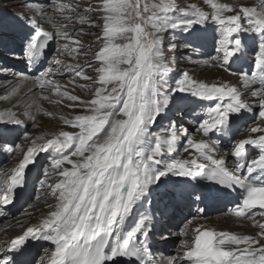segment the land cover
<instances>
[{"label": "snow or ice", "instance_id": "1", "mask_svg": "<svg viewBox=\"0 0 264 264\" xmlns=\"http://www.w3.org/2000/svg\"><path fill=\"white\" fill-rule=\"evenodd\" d=\"M206 3L210 5L211 13L194 5L191 11L181 9L182 15L191 19L177 21L171 27H191L209 18L214 21L219 26V39L217 55L211 60L229 71L227 65L242 47L241 40L234 35L242 31L264 34V0H261L260 11L243 6L238 10L233 5L216 0H206ZM55 7L61 13H71L58 19L77 20L82 27L78 32L71 33L54 27L45 29L36 23L37 19L50 21L51 18L47 17L43 7L34 9L31 17L26 14L21 16H27L30 26L36 27L34 34L25 41L23 58L29 63L31 71V60L42 57L48 41L55 38L56 53L70 56L73 62L66 64L54 55L49 67L32 77L31 83L41 92L55 93L57 97L73 102L69 107L80 106L86 112L74 117L61 115L63 124L73 131L56 132L54 138L39 146L37 141H42L43 137L28 134L22 137L31 146L27 147L26 154L14 168L12 183L0 187V213L15 199L14 189L24 186L28 166L36 163L38 154L54 149L50 166L44 168L48 179L39 181L40 186L45 188L44 203L48 205L49 212L35 225L25 228L21 224L22 234L0 245V264H16L11 253L19 252L29 239H43L54 245L51 264H120L121 259L139 261L141 256H147L149 264H264V185L247 184L246 177L239 174L240 169L245 167L243 157L249 145L258 149L260 154L247 163V173L264 170V43H261L254 58L253 71L250 75L243 74L242 81L246 87L257 82L262 86L259 92L251 93L258 97L255 104L259 108L261 124L251 127L247 138L235 143L231 152L237 161L234 168L230 169L223 158H214L210 154L216 151L215 144L209 145L204 139L194 141L185 130L188 137L185 151L195 149L199 155L190 160L175 159L167 163L163 171L153 174L151 165L160 163L159 158L163 154L176 151L177 139L173 123L167 137L154 134V146L147 157L135 150L145 126L154 123L169 103V97L157 84V78L170 69L168 65L171 63L159 50L161 33L166 30L163 16L153 13L145 17L143 14L150 9L147 5L142 8L140 0H99V3L84 9L65 4ZM153 8L168 13L175 10V4H157ZM146 25H150L151 31L146 29ZM91 35L96 36L99 50L94 56L99 66L82 65L78 59L81 53L86 55L92 51L91 47L86 48L80 43L83 37ZM41 37L43 42L38 39ZM68 40H72V44L60 43ZM120 65L127 67L122 69ZM85 67H94V74L86 73ZM64 72L71 74L72 81L82 78L96 83L95 98L82 100L72 94L66 85H61L54 77ZM0 75H6V70L0 68ZM26 76L27 73H17L3 81L6 88H13L15 77ZM110 84L112 87L109 90L107 86ZM75 86L81 89L89 87L86 84ZM175 90L202 100L216 101L214 106L207 108L209 118L199 123L196 129L204 137L223 126L231 114L253 108L235 86L224 82L197 81L188 72L182 74ZM26 119L34 118L22 110L9 111V118L0 120V123L23 124ZM251 134L259 135L254 138ZM15 147L5 145L2 150L12 153ZM198 160L210 164L198 163ZM65 164H70L71 169ZM169 173L188 178L207 177L228 187L239 185L246 188L242 203L229 209V213L238 219L251 221L255 233L217 232L202 225L190 231L189 220L178 232L182 237L180 247L185 250L169 257L166 262L152 259L147 249L151 231L149 217L142 216L123 237L121 229L140 194Z\"/></svg>", "mask_w": 264, "mask_h": 264}, {"label": "bare ground", "instance_id": "2", "mask_svg": "<svg viewBox=\"0 0 264 264\" xmlns=\"http://www.w3.org/2000/svg\"><path fill=\"white\" fill-rule=\"evenodd\" d=\"M53 2L60 3L61 1L59 0H40L38 3L34 4L33 6L34 9L43 7L44 11L47 14V17L51 18L50 21L48 19L40 20L38 18L36 23L38 25H43V27L48 30H51L53 27L57 29L66 30L65 26L62 25V23L64 22L59 20L57 17L70 15V14H68L67 12L61 13L59 11H56V7L54 6ZM164 2L165 4H175V10L170 11V14L174 16L173 14L176 11V9L179 8V3L181 2H179V0H164ZM216 2L233 5L238 10L241 6L255 7L257 11L261 10V0H216ZM243 2L245 4H243ZM157 4L158 3H155L154 5H157ZM159 5H162V4L159 3ZM195 6L196 8L201 9L205 12H208V13L212 12L210 5H208L207 3H204V4L198 3ZM156 9H159V8H153V6L150 7V10H156ZM33 10L29 12V15H28L29 17L33 15ZM228 14H232V13H225V15H228ZM162 16H164L163 19L165 20L166 30L170 28L171 25L176 23L177 21H186L188 19H191V17L184 16L182 14L179 17H170V16L167 17L164 14ZM27 19L28 17H24L20 19V21H22V24H24V22L28 24L29 19L28 21ZM206 21L207 20L203 22H199V23H194L191 25V27L181 25L180 27H177V28H173V27L171 28L177 29L182 36L187 37L188 39L190 37L189 40H191V42L198 41L199 43L202 44V46H204L205 44L207 43L209 44L212 41V39H209L207 36V33L210 34L212 31L211 25L205 24ZM32 27L36 29L35 26H32ZM166 30L162 31L161 33L159 46H161L164 43L163 35ZM247 33H248L247 31L245 32L242 31L238 33V35L243 36ZM250 33L254 34V32H250ZM53 40H54V46H55L54 48L56 49L57 40L55 38H53ZM64 43L72 44L71 42H64ZM241 45L243 49L246 46L245 44H241ZM73 47L75 46L73 45ZM247 49L252 50L253 48L252 46L249 45ZM54 55H56L57 58L63 60L66 64L72 61L70 59L71 58L70 56L58 55L56 52ZM237 55L232 57L233 61H236ZM256 55L257 54L255 50L254 56H251V57L255 58ZM245 57L247 56L245 55ZM52 58L53 56H51V59L50 57L48 58L46 62V66L40 72L44 71L45 69L49 67ZM211 58H212L211 55H208V57L204 58V64L201 68L206 67L208 69L205 74H202L200 76L196 72H193L190 76H192L197 81H202L206 83H218V82L228 83L230 85L235 86L242 93L243 99L245 100H247L248 98L252 99L253 103L250 104L253 107L252 110L251 111L241 110L239 112L241 114L240 118L246 116L245 119L247 120V117L252 115L253 109L258 108L256 107V104H255L258 97L253 96L251 93L254 91L259 92L262 86L259 84V82H257L255 84H252L246 87L242 83L243 74H245L244 72L239 73L237 70L233 72L225 71L224 69L220 67L218 62L212 61ZM24 63H25V59L23 58V53H22L21 55L17 56L16 62L14 63V65H16L15 67L18 68V66L20 67L24 66ZM9 71L10 72L8 74L3 76V79H11L17 73H27V76L25 78L15 77V79L12 81L13 88H6L3 79L0 80V97L5 99L4 104L0 106V118L1 119L3 120L8 119L9 111H17V110H22L25 112L26 115L31 114L32 117L38 118V121L41 122L40 128L38 130L31 132L32 134H29V136L31 137H43L44 138L42 141H37V146H39L40 143H45L47 139L54 138L53 134L56 132H59L61 130L73 131V129H71L69 126L63 124V122L60 120V116L64 115V116L74 117L76 115H83L86 112V110L83 107L79 108L78 111L70 110L68 106L71 105L69 104L71 102H69L67 99L59 98L55 95V93L49 94L47 91L41 92L38 88H35L31 83V78L40 72L30 74L27 71L19 72L15 70L13 73L11 70ZM65 75H66V72H64L62 75L57 74V76L54 78L58 79L61 85H66L68 90L71 93L79 96L82 100L90 99L86 97V95L88 94V90H82L81 93L78 94L77 92L76 94L75 93L76 89L74 87L70 86L68 83L65 84V82L63 81V76ZM61 91H63V88L61 89ZM92 93L94 94L95 92H92ZM45 96H48L49 98L44 99ZM57 100H59L60 102L57 103L56 102ZM42 113H46L49 115L51 114V118L50 119L46 118L45 116L41 115ZM246 120L245 122L242 123L241 126L246 125ZM1 124L2 126L4 125L11 126L14 131V133L12 132L11 135H7L8 142H10V138L11 139L16 138V133L19 132V128L23 127V124H17L14 122L1 123ZM257 124H261V118ZM257 124L253 126H256ZM149 125L145 126L144 131L138 137V141L135 145V150L142 152L145 157H147V155L151 152L152 147L154 146V141L150 137L149 132H148ZM249 134H250L249 131H246V133L242 134L239 138L237 139L235 138L233 145L229 150L222 152V150L219 147H217L216 151L210 154H212L214 158H223L227 166L230 169L234 168L236 164V160H235V157L231 155L234 145L236 142H238L239 139L247 138ZM251 135L255 138L259 134H251ZM192 139L197 142L201 139H204L206 143H208L209 145L212 144L210 141V137H204L203 134L198 131L195 133L194 137L192 136ZM177 142H175L176 151L170 154L168 153L163 154L159 158L160 163L151 165V169H150L151 173L154 174L155 172L163 171L167 163H170L171 161L175 159H181V160L189 159L190 160L199 155L198 153L195 152V149H188L187 151H185L186 146L184 145L182 146L179 144V142L178 143ZM23 144H24L25 149L20 156L14 154V157L11 160H8L7 162H5L3 158L4 161L2 165L0 166V182L7 180L8 178L14 175L13 170L17 166L18 161L22 158L24 154H26L27 147L31 146L29 142L25 140H23ZM7 145H9V143H7ZM255 150L258 151V149L256 148ZM48 151L50 153H48ZM48 151L46 150L45 152L39 153L38 156L36 157V163L34 164V167H35L34 168L35 169L34 180H36L39 177L38 176L39 173L42 172V169L40 168L41 160H42L41 158L45 155H47L49 158L50 157L52 158L54 154V149H48ZM14 152L16 153L15 148H14ZM71 159L76 160L77 158L71 157ZM201 162H204V161L198 160V163H201ZM204 163L210 164V162H204ZM47 166H50V165H47ZM64 166L71 169L70 164H65ZM184 179H186L185 182L192 181L191 178L181 177V176L169 173L166 176L161 177L159 182L150 184L144 190V192L140 194L136 202L133 204L132 209L130 213L128 214V216L126 217L125 222L122 226L123 231L125 230V234H127V232H129L135 226V224L138 222V220L142 216L149 217L150 218L149 222L151 223V231L148 234L149 240H148L147 249L148 251L150 252L152 251V253H154V257L157 259V261L163 260L166 262L169 257H175L178 252H182L185 250L180 247L179 241L180 239H182V237L179 236L178 232L182 228L183 224L189 220H191V224L189 226L190 231H194L198 226L202 225L204 227H213L217 232H233V233H239V234H245V235H252L255 233L256 229L254 228L251 221L238 219L230 214H226V213L225 214H214V215H207L204 217H196L193 214H190L185 222H177L176 219H172L170 222L167 221L166 222L167 224L164 225V227L166 228V231H164L163 235H160V243L158 245L159 247L152 246L151 237L153 236V233L155 232V220L157 217V213L159 212L160 209L154 208L153 210H151L148 208L149 207L148 203L149 201L150 202L155 201V198H157L156 196L157 193L158 194L160 193V197L163 198L166 194H170L171 192H174L177 186L176 185L177 182L182 181ZM34 184H35V181H34ZM45 198H46L45 189L37 191V193L33 194V198H32V201L35 202L34 206L21 207L20 208L21 210H23V208L24 209L26 208L25 210L27 211L26 212L19 211L20 209H18L17 210L18 212H16L13 216L8 217L7 219L2 220V222H0V245L5 244L11 238H14L16 235L22 234V228L20 226L21 224H23V226L26 228L27 226H32V225H35L41 222L43 217L46 216L47 213L49 212L48 205L44 203ZM173 210H174L173 208H170V215H171V212L173 213ZM257 219H260V218L257 217ZM174 236H176L175 243L172 246H170V242H168L167 240L169 239V237L172 238ZM42 248H45V246H43ZM52 252H54V245L51 251L48 253L49 262L47 264H51V253ZM36 254H37V251L29 259H26V261H21L19 262V264H33Z\"/></svg>", "mask_w": 264, "mask_h": 264}, {"label": "rangeland", "instance_id": "3", "mask_svg": "<svg viewBox=\"0 0 264 264\" xmlns=\"http://www.w3.org/2000/svg\"><path fill=\"white\" fill-rule=\"evenodd\" d=\"M40 0H0V68H3L6 70V74H8L11 70L12 73L17 70L19 72H23L18 70V68L15 67L14 63L16 62V58L18 56V53L16 51H14V47H18V46H22L20 44V37L18 38H14L10 33H8V30L5 29V27L7 28L8 26L6 25V19L8 17H12L14 15H16L17 19L16 20V24L15 26H21L20 24H22V21H20L21 16L23 15H29V12L32 11L34 9V4L38 3ZM61 1L59 2H53L54 6L56 5H61V4H65V5H69V6H73L76 7L77 9H84L87 8L89 5L91 4H97L99 3V0H59ZM179 8L176 9V11L174 12V16H172L170 14V11L168 13H163L160 9H156V10H150L148 13H144L143 15L145 17L149 16V15H153V13L157 16H162L163 14L166 15L167 17H179L182 12L181 9H186V10H191L192 6L198 4V3H206V0H179ZM247 2V1H246ZM155 3H160L162 5H166L164 0H140V5L143 8L144 5H147L150 9L151 6H153ZM243 4H245L243 2ZM205 8V7H204ZM57 11V9H56ZM68 14L71 15L70 12H67ZM211 13V12H210ZM225 15V14H224ZM25 16V17H27ZM164 17V16H163ZM62 22V25L65 26L66 30L71 32H78V30L82 27L77 20H71V21H65L63 19H59ZM28 21V19H27ZM136 22H140V21H136ZM211 23V24H210ZM5 24V26H4ZM29 24V21H28ZM205 24H209L211 25V33L208 34L207 36L209 39H212V41L208 44H205L204 46H202L201 43L197 42H191V40H187V37L182 36L179 31L177 29H173V28H168L164 35H163V39H164V43L159 46V50L165 55V58L167 61H171V63H169L168 67L170 68L165 74H163L162 76H159L157 78V84L159 89L162 91V93L166 96L169 97V103L167 105L166 108H164V111L162 110L161 113L156 117L155 122L149 125L148 128V132L150 137L153 139L154 141V134H160L162 138L167 137L170 134V126L174 123L176 130H177V139L176 142L178 141L180 145H184L186 146V140H187V136L185 135V130H187V135H190L191 137L195 136V133L197 132L196 129L198 127V125L196 124L197 122H195L192 118V116L190 114H188L185 111V108L187 106V104L185 103V98L189 97V99L191 97H193V95L186 93V92H181V91H176V87H177V81L181 78L182 74L184 72H188L189 75H191L193 72H196L198 75H202L205 74L206 71L208 70L206 67L205 68H201L204 64V58L208 57V55H211L212 57H215L216 54L212 53L211 51H207V52H203V49L206 50V48H208L211 45H215L218 42V34L215 32L216 30L219 29V27L214 28V26H216L217 24L212 21L210 18L207 19V21L205 22ZM4 26V27H3ZM144 26V25H142ZM85 28H87V26H83ZM146 29L148 31H151L150 25H146L145 26ZM93 32H96L97 29H92ZM8 34V35H7ZM8 38H13L15 39L14 42H10L11 40H9V42L7 41ZM54 41V40H53ZM96 41V36L95 35H91V36H85L80 40V43L83 44L84 47H91L92 51L88 52L86 55L81 53L78 57L79 62L84 65V64H91L94 66H99V61L95 60V56L94 53L97 52L99 49L95 43ZM64 42H71L72 40H68V41H61L60 43H64ZM191 42V43H190ZM191 44L194 45H200L201 48L198 47H192ZM75 46V45H74ZM55 47V46H54ZM56 52V49L54 48L53 52L50 55V59L51 56H54ZM2 57V59H1ZM11 58V60H9ZM4 59H8V60H4ZM72 60V58H70ZM12 62V63H11ZM73 61H70L69 63H72ZM14 65V67L12 66ZM120 67L123 69L125 67H127V65H120ZM84 71L88 74H94V67H85ZM242 73V72H239ZM3 76L5 75H0V80L3 79ZM63 81L66 83H68L70 86L74 87L76 89V94L78 92L81 93L82 90H88V94L86 95L87 98H94V94L92 92H95L96 87L98 86L96 83H94L92 80H88L85 81L82 78H76L74 81H72V77L71 74L66 72V75L63 76ZM71 81V83H70ZM79 84H86L89 85V87L86 88H79L76 87L75 85H79ZM109 88V90L111 89L112 85H108L107 86ZM73 94V93H72ZM91 96V97H90ZM93 96V97H92ZM184 98V99H183ZM183 99V100H182ZM227 99V98H225ZM196 100H201L200 98L196 97ZM2 101V102H1ZM249 104L253 103V100L248 98L246 100ZM5 99L0 97V106L2 104H4ZM71 102V101H69ZM185 103V104H184ZM69 104H73V102L69 103ZM68 108L70 110H75L78 111L79 108H82L80 106H76V107H69ZM259 113V109L255 108L253 109L252 115L247 117V120L250 118L251 121L248 122L249 126L242 132L239 133L240 135H238L236 137L239 138L242 134L246 133V131H248V129L257 124L260 121V117L258 115ZM85 114V113H84ZM240 114V113H239ZM41 115L45 116L46 118H51V114H46V113H42ZM164 115V121L162 123H157L159 116ZM241 115V114H240ZM246 117V116H245ZM34 119H26L25 123H23V127L19 128V132L16 133V136L18 135L19 139H18V143L17 145L15 144V149H16V153L15 155L20 156L22 154V152L24 151V144H23V140H22V135L23 133L26 131L27 134H32L31 132L38 130L40 128V121H38V118L33 117ZM0 120H3L0 118ZM6 126V125H4ZM4 126H2V124L0 123V128H5ZM247 126V122L246 125ZM12 132L14 133L13 129H11L10 131H6L3 130L1 131V137H3L4 139H6L5 137H7V135H11ZM10 133V134H9ZM20 133V134H19ZM11 140V138H10ZM210 141L212 144H215L216 142L210 138ZM177 142V143H178ZM7 143H11V142H5L4 145H7ZM217 147H219L221 149L220 146H218L217 144H215ZM4 147V146H3ZM222 152H225L223 149H221ZM41 169L42 172L39 173V177L34 180L36 183V185L38 184V181L41 180L42 178L48 179V176L45 175L44 173V168L47 165L51 164V161L49 163H47L46 166L42 165L43 160L49 159V157L47 156H43L41 158ZM3 158L2 161L0 162V165H2L3 163ZM56 179V178H55ZM38 180V181H37ZM50 198V197H48ZM26 209V208H25ZM23 208V210H19V211H24L26 212L27 210H25ZM18 212V211H17ZM168 220L166 219L165 221H162L163 225H166ZM155 233V232H154ZM160 234V233H158ZM156 242L160 243V236L156 235ZM175 238L176 236L170 238L167 240L168 242H170V246H172L175 243ZM37 254L35 257V263L33 264H47L49 262L48 259V253L44 252V248H38L37 250Z\"/></svg>", "mask_w": 264, "mask_h": 264}]
</instances>
